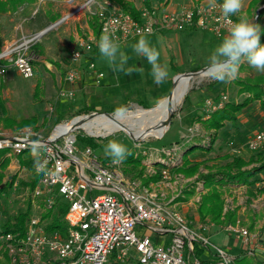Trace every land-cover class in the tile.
Returning a JSON list of instances; mask_svg holds the SVG:
<instances>
[{"label": "built area", "instance_id": "obj_1", "mask_svg": "<svg viewBox=\"0 0 264 264\" xmlns=\"http://www.w3.org/2000/svg\"><path fill=\"white\" fill-rule=\"evenodd\" d=\"M210 3L211 0L188 1L175 8L142 4L138 8L139 16H136L112 0H86L78 10L72 8L60 21L50 23L53 28L85 7L89 16L96 15L99 19V34L89 30L85 37H78L77 45L72 48L66 83H74L81 77L83 62L87 63V70L94 73L98 82L105 75V71L96 64L98 41L105 33L110 34L118 44L139 36L138 31L149 35L163 30L203 28L219 37L228 35L231 24L236 22L234 16L222 15L220 5L223 0H215V7H211ZM38 9L33 10L32 16ZM41 30L22 32L12 43L2 47L0 75L5 76L11 68L25 77L35 75L37 52L32 45L47 32L42 33ZM70 94H74V90L62 85L58 97ZM226 101L224 93L207 97L202 105L203 117H209ZM50 109L54 110V107ZM94 111L89 113V117L98 114ZM86 114L61 120H57L56 116V124L47 135L29 125L15 133L0 130V150L6 149V156H18L27 150L32 155V141L45 143L47 151L42 159L47 160L49 171L48 175L41 172L33 187L25 186L30 195L31 212L25 221L24 233L5 231L0 224L1 246L10 264H110L113 259L119 262L131 258L140 264H235V256L240 253L256 254L257 247L264 243V223L253 230V222L250 226L240 223L239 219L216 223L236 235L242 251L233 255L217 244L215 250H208L206 248L211 243L208 231L215 222L205 220L195 224L176 207L173 199L183 191L182 188L171 184L174 187L171 190L173 199L167 198L170 191L161 190L158 180L146 183L143 179L126 175L120 169L121 163L113 164L112 158L102 159L94 153L92 146L87 145L78 153L76 130L82 127L80 117ZM63 125L67 127L59 130ZM198 129L196 124L190 125L181 141L166 146V169L162 171V177H172L170 170L175 164L174 159L183 158V147L193 139ZM209 138L206 136L203 142L210 143L206 141ZM246 144L250 150L262 148L264 130L256 131ZM32 158L35 160L33 155ZM260 172L261 177L253 186L264 184V167ZM170 178L166 179L167 189ZM178 181L173 182L176 184ZM18 186L19 179H16L12 186L14 191L18 190ZM203 188L204 185L198 186L197 192L201 193ZM200 196L195 195L198 203ZM246 196L249 198L247 192ZM253 205L260 209L259 204ZM239 206L241 203L233 204L225 199L223 211L238 209ZM60 207L67 208L62 215L66 227L58 225L50 228L51 218L45 214L50 210L58 211ZM259 228L262 238L257 236ZM157 236L161 237L160 242L155 240Z\"/></svg>", "mask_w": 264, "mask_h": 264}, {"label": "rangeland", "instance_id": "obj_2", "mask_svg": "<svg viewBox=\"0 0 264 264\" xmlns=\"http://www.w3.org/2000/svg\"><path fill=\"white\" fill-rule=\"evenodd\" d=\"M85 1L86 0H44L38 6L36 5L37 2L32 3L33 5L31 8L29 7L18 12L14 20H8L9 26H6V23L3 24V33H6V38H9L11 42L12 39H16L22 35L23 30L25 32L39 31L36 30L39 28L38 23H36L37 21L35 23L31 21L33 10L37 7L40 8V11L46 17L45 19H47V16L51 13H60V18H62L72 8L84 5L83 3ZM131 1H134L137 7H139L144 0ZM170 1H172L173 4L181 6L188 1L196 2L201 0H152V3L165 6ZM263 3L264 0H259L257 3L258 7ZM248 4L249 0H243L241 11L233 15L236 21L241 16H246L251 22L254 21L256 8H254L255 6L248 8ZM259 12L260 17H258L256 24H259L261 27L264 24V6ZM89 15L88 8H82L81 11L63 19L58 25L42 35L39 40L41 43V54H38L36 51L37 59L34 61V76L25 77L13 68L3 76L5 82L4 97L7 100L9 113L16 118L30 117L33 114H37L38 121L36 125L27 124L19 127L16 125L4 126L3 123H0L1 131L15 133L21 128L29 125L34 126L39 133L47 135L54 128L56 124L55 118L60 110L65 111L63 119H69L77 115L75 112L80 108L83 110L79 114L92 112V110L83 108L86 104L90 105L98 112H111L114 114L111 116L105 113L108 116H103L101 118L87 117L91 118L93 122H97L96 119H103V121L104 119H108V121L112 120L113 116H115V110L118 107H124L126 109L125 114L130 117L141 116V114L136 111L137 107L152 109L159 106V104L171 93L174 87V78L177 77H175V75L208 65L211 53L226 36H216L215 33L203 28L187 30L171 29L144 35L149 45L155 47L157 51H159L160 56L158 62L162 66L166 65L167 67L168 76L164 82L159 85L153 79L151 65L148 63L147 59L143 55L136 54L134 51L133 46L139 41L140 36H134L123 43H119L120 50L129 57L124 68L127 69L132 67L137 69L133 71L131 75L126 74L125 71L116 70V66L119 64L118 58L116 65H113L108 59L102 57L99 52V56L96 58V64L105 71V75L100 78L99 82L96 80L95 75L87 70V63L83 62L82 68L84 70L81 77L74 83H66L65 75L67 67L70 65L71 50L77 45L78 37H85L87 32H89ZM25 17L28 18L25 19ZM262 34L263 32H261V36ZM172 61L174 65H172ZM140 69H142V71H140ZM261 72L264 71H258L247 61H244L240 65L236 79H243L245 81L250 79L253 81V76ZM37 82H39V87H36ZM62 85L73 89L74 94L58 97V92ZM238 85L239 84L235 83V79L229 82H220L208 78L207 75L198 77L193 84L188 87L181 103L175 107L171 123L167 128L163 130L159 129L160 131H154L149 134L131 131L129 129L112 131L106 129V132L97 134L90 132L84 127H80L76 130L78 134L77 152L81 153L84 148L89 145L83 136L89 135L93 136L97 143V145L94 146V153L101 156L104 160H109L111 157L105 159L103 156L105 155V147L109 140H117L125 145L128 150L133 149L135 155L141 157V163L135 171H126L125 163L121 162L120 169H122L126 175L133 177L134 173L141 167H143L142 177L158 174L159 171L162 172L166 169V146L172 145L173 142L181 141L190 125L196 124L199 129L196 130L197 134L190 142H187L186 145L193 141L206 144L203 140L206 139L205 135L208 132L203 130L204 126L198 119L199 115L202 113V105L205 99L224 93L227 95V101L242 100V98L247 95V92L238 93L236 91ZM186 95H188L187 99H185ZM51 106L54 107V110L50 109ZM99 114L103 113L95 115ZM236 114L237 117L225 120L224 124L218 128L217 131L214 132V130H211V134H207L210 138L206 141L213 143L211 149L199 146L190 153L189 157L193 161L206 159V163L209 166L203 164L201 170L207 171L209 168L216 170L233 155H242L247 158L253 153V150L248 148L246 142L256 131L264 130V104L254 99L239 109ZM141 121L143 123L142 125L145 127H148V125L152 123L149 117L142 118ZM102 130L104 131L103 128ZM132 132H134V134L131 135L130 133ZM213 137L214 141L212 142ZM186 145L183 147V152ZM183 152L182 155L184 154ZM1 157L0 155V158ZM10 158V162L5 169L6 176L4 177V181L12 179L13 175H16L17 179H28L31 176V171L27 169L26 166H21L17 155H12ZM263 158L264 156L258 161H253L247 167L258 165ZM174 160L175 164L173 165H177L182 162L183 158H175ZM16 164L20 166H15ZM170 174L172 175L171 178L163 176L158 179L162 186L161 190H169L170 192L167 198L173 199L172 188L176 186L182 188L183 191L173 199L176 203V207L195 224L205 221L201 219L198 213L197 208L199 203L196 201V198L201 194L197 192L198 186L204 184L202 179L198 178L197 174L186 177L181 172H173V170H170ZM9 175H12L11 178ZM255 176L260 178L261 172H258ZM142 177L136 176V178L139 179L144 178ZM169 178L170 180H167L170 181L168 182L169 189H167L166 179ZM177 179L179 181L176 185L173 181ZM262 182L264 183V179ZM171 184L174 185V187H172ZM25 186L27 185H21L19 182L17 191H14L12 188L9 192H6V194L1 195L0 220L8 213L15 212L17 208L20 209V207L26 206V204L23 203L30 198V195ZM176 188L175 192L178 191ZM221 188L225 199H228L229 202L232 201L233 204L238 203L240 205L241 203V206L236 210L237 219L240 220V223L249 225L253 222L252 230L259 224L264 223V193L258 194L253 198H247L245 185L232 182L221 184ZM190 190L194 191L193 194L189 192ZM203 190L206 191L207 188ZM26 191L28 194H26ZM196 194L197 197L195 198ZM200 197L202 198V196ZM253 203L259 204L260 209L257 210L254 208ZM208 235L211 241L206 248L208 250H215V244H217L233 255L242 251V247L236 235L228 232L223 226L214 223L211 225ZM261 235V228H259L257 236L260 238ZM155 240L160 242V237L155 238ZM257 248L258 250L254 257L263 258L264 243ZM197 252L200 255L201 252L198 248ZM133 253L137 254L135 250H133ZM203 255L206 256L205 253ZM0 259H4L1 253ZM217 259L218 258H216V260ZM4 264H10L9 260H6ZM119 264H136V261L133 259H125L119 261Z\"/></svg>", "mask_w": 264, "mask_h": 264}, {"label": "trees", "instance_id": "obj_3", "mask_svg": "<svg viewBox=\"0 0 264 264\" xmlns=\"http://www.w3.org/2000/svg\"><path fill=\"white\" fill-rule=\"evenodd\" d=\"M38 0H0V33L2 30V14L6 11H13L19 10V8L27 3H35ZM117 4L121 5L122 8L132 12L134 15L139 16V9L134 1L131 0H112ZM259 0H249L248 8L251 6H255L254 8L258 7ZM145 4L151 6L152 0H144ZM260 13V12H259ZM61 17L60 13H51L49 16L46 17L40 11V8L37 12L31 17L32 22H36L39 25L37 30H41L51 22L56 21ZM258 17H260L258 15ZM89 24L93 27V30L99 34L100 32V23L99 19L96 15H91L89 18ZM261 32H263L261 38V43L264 44V24L260 27ZM3 45V39L0 37V51ZM41 43L40 41H36L33 43L32 48L41 54ZM99 54V53H98ZM99 56V55H98ZM172 65L173 61H172ZM254 80L251 81L247 79L246 81L243 79H236L235 83L239 84L237 88V92L241 93L246 91L247 95H245L242 100H231L226 101L224 105L220 108H217L212 114L204 118L203 114L201 113L198 119L202 122L206 129H213L214 132L220 128L225 120L234 119L237 117V111L245 106L249 101L254 99L259 100L261 104H264V72L257 73L254 76ZM36 87H39V82H37ZM4 77L0 75V123H3L4 126H24L27 124L36 125L38 121L37 114H33L30 117H23V118H16L9 113V107L7 106V100L4 97ZM186 95V98L187 99ZM83 108L94 110L90 105L86 104ZM83 109H78L75 114L81 113ZM65 116V111L60 110L57 115V120H61ZM84 138L87 140L90 146L94 148L97 143L94 140L93 136H85ZM78 137V134H77ZM215 137V136H214ZM214 137L212 138V142L214 141ZM201 146L202 148L211 149L213 143H196L191 142L186 145L183 160L181 163L174 165L171 167L173 172H181L185 176H193L197 174V177L202 179L204 188H207L206 191H201V200L198 204V213L202 220H210L217 224H224L227 222H235L237 220V207L233 209H227L223 211V207L225 204V197L223 196V191L221 188V184H226L228 182L237 183V184H244L246 186V192L248 197H253L258 194L264 193V184L253 186L256 182L257 178L255 175L261 171L264 167V158L258 165H251L247 167L253 161H258L261 157L264 156V146L256 151L253 150L247 158L243 157L242 155H233L230 159H228L223 165H220L216 170L209 168L207 171L201 170L202 165L209 166L206 163V159L202 160H195L193 161L189 155L192 153L196 147ZM6 149L0 150V197L2 194H6L12 189L14 181L17 179L16 175L12 176V179H8L4 181V177L6 176L5 169L10 162V156L4 155ZM130 153L126 156V158L122 161L125 163L126 167L125 170L130 172L131 170L135 171L138 165L141 163V157L135 155L133 149L128 150ZM104 158H108L110 156L103 155ZM19 163L21 166H26L27 169L31 171V176L28 179H19L21 185H30L33 187L39 177L40 173L38 174L36 171L35 160H33L32 155L30 152L23 151L18 154ZM164 165V164H163ZM143 175V167L138 168L136 173H134L133 177ZM144 177V176H143ZM142 177V178H143ZM162 177V172L159 171L158 174H153L148 177H144V182H149L151 179L158 180ZM203 188V189H204ZM188 192V191H187ZM193 194V190H190ZM26 206L20 207V209H16L15 212L8 213L5 217L0 220V224L5 231H20L22 234L24 233L25 228V221L27 220L30 212H31V200L30 198L25 201ZM67 210L66 207H60L58 211L50 210L45 216L51 218V222L49 224L50 228H54L56 226L62 225L63 228L66 227L65 222L62 220V215ZM53 219V221H52ZM252 226V224H250ZM0 253L2 254L4 259H0V264H4L8 259L6 251L1 246L0 241ZM133 259V258H131ZM135 260V259H133ZM136 264H140L137 260ZM110 264H119V262L115 259L111 261ZM235 264H264V257L263 258H256L254 256H249L246 254H238L235 256Z\"/></svg>", "mask_w": 264, "mask_h": 264}, {"label": "clouds", "instance_id": "obj_4", "mask_svg": "<svg viewBox=\"0 0 264 264\" xmlns=\"http://www.w3.org/2000/svg\"><path fill=\"white\" fill-rule=\"evenodd\" d=\"M211 7H215V0H211ZM243 0H223L220 11L224 17H230L240 12ZM139 41L133 46L138 55H143L151 65V74L154 81L159 85L168 76L167 67L162 66L159 61L160 53L155 47H151L143 33L138 31ZM261 28L259 24L241 16L230 26L229 33L221 43L213 50L209 57L208 67L204 70L207 77L220 82H229L238 76L240 65L247 61L258 71H264V44L261 43ZM98 49L102 57L108 59L111 64H119L116 70L125 71L131 75L135 68H124L128 56L120 50L119 44L110 34H102L98 41ZM142 71V69H140ZM126 109L118 107L115 110L117 117L123 116ZM31 154L35 158L37 173L49 174L47 160L42 159L43 153L47 151V145L40 140L32 141L30 144ZM130 153L125 145L117 140H109L105 147V155L112 158L113 164H120Z\"/></svg>", "mask_w": 264, "mask_h": 264}, {"label": "bare ground", "instance_id": "obj_5", "mask_svg": "<svg viewBox=\"0 0 264 264\" xmlns=\"http://www.w3.org/2000/svg\"><path fill=\"white\" fill-rule=\"evenodd\" d=\"M82 6L83 5L77 6L76 10H78ZM178 75H176L177 77L175 76L176 78L174 82V89L172 88L171 95L169 96V98L161 102L159 106L152 109H142L141 107L136 108V111L140 113L141 116L130 117L124 113L123 116L120 117H117L116 115L113 116V119L109 121L108 119H104V121L103 119H96L97 122L91 121V118H87L86 116H81L80 123L82 127L88 129L92 133L97 134L106 132V129H109L110 131L118 129H129L131 131H138L149 134L151 132H158L167 128L168 126L165 124V120L169 113L179 103H181L184 94L187 92L188 87H190L198 77H203L206 75V73L204 70H202L201 73H199L198 75H189L184 73H180ZM103 116L106 117L108 115L103 113L92 117L101 118ZM146 117H149V120L152 121V123L148 125V127L142 125L143 123L141 121L142 118ZM66 127L67 126L63 125L59 128V130H62ZM102 128L104 129V131L102 130ZM130 134L132 135L134 134V132Z\"/></svg>", "mask_w": 264, "mask_h": 264}, {"label": "crops", "instance_id": "obj_6", "mask_svg": "<svg viewBox=\"0 0 264 264\" xmlns=\"http://www.w3.org/2000/svg\"><path fill=\"white\" fill-rule=\"evenodd\" d=\"M42 1H44V0H38L37 1V3H36V5L38 6V5H40V3L42 2ZM66 1H71V0H66ZM142 4H145L144 2L142 3ZM142 4L140 5V6H142ZM33 4L32 3H27V4H25V5H23V6H21L20 8H19V10H16L15 12H6V13H4V15H3V17H2V24H4V23H6V26H9L8 25V20H14V18L16 17V14H18V12H20V11H22V10H24V9H26V8H31V6H32ZM170 8H175V7H178L179 5L178 4H173L172 3V1H170L168 4H167ZM139 6V7H140ZM166 6V5H165ZM138 7V8H139ZM28 17H25V19H27ZM89 28H90V30H92L93 29V27L89 24ZM8 28V27H7ZM37 30V29H36ZM23 32H25L24 30H23ZM154 34V33H153ZM5 35V36H4ZM0 37L3 39V45H2V47H4V46H6V45H8V43L10 42V39L9 38H6V33L4 32L3 33V29H2V31H1V33H0ZM15 39H12V41L10 42V43H12L13 41H14ZM9 43V44H10ZM2 49V48H1ZM94 74V73H93ZM173 89H174V87H173ZM172 92V91H171ZM203 125V124H202ZM204 126V125H203ZM203 130L205 131V132H208L207 134H211V132L213 131V129H206L205 127H203ZM212 130V131H211ZM205 135V136H208V135ZM18 164H16L15 166H17ZM18 166H20V165H18ZM187 177H189V176H187ZM198 209V208H197ZM158 237V236H157ZM156 237V238H157ZM160 239H161V237H160Z\"/></svg>", "mask_w": 264, "mask_h": 264}, {"label": "water", "instance_id": "obj_7", "mask_svg": "<svg viewBox=\"0 0 264 264\" xmlns=\"http://www.w3.org/2000/svg\"><path fill=\"white\" fill-rule=\"evenodd\" d=\"M264 6V3L262 4V5H260L259 7H257L256 8V12H255V15H254V21H253V23H256V21H257V19H258V15H259V11H260V9L262 8ZM61 20V18H59V19H57L56 21H54L53 23H55V22H58V21H60ZM52 28V26L49 24L48 26H46L44 29H42L41 30V32L42 33H45L46 31H48L49 29H51ZM208 67V65H206V66H204V67H201V68H199V69H194V70H190V71H184V72H182V73H184V74H189V75H198L199 73H201V71L202 70H205L206 68ZM180 73V72H179ZM176 75H178V73L176 74ZM175 75V76H176ZM174 80H175V78H174ZM171 95V93L166 97V99L167 98H169V96ZM174 110H175V108L174 109H172V111L169 113V115L167 116V118H166V120H165V124L167 125V126H169L170 125V123H171V120H172V117H173V112H174ZM95 112H97V113H107V114H109V115H114L113 113H111V112H98V111H94L93 113H95ZM89 117V116H91L89 113H87L86 114V117ZM135 137V136H134ZM135 138H138V137H135Z\"/></svg>", "mask_w": 264, "mask_h": 264}]
</instances>
